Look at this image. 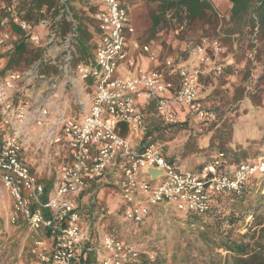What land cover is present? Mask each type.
<instances>
[{
  "label": "built area",
  "instance_id": "1",
  "mask_svg": "<svg viewBox=\"0 0 264 264\" xmlns=\"http://www.w3.org/2000/svg\"><path fill=\"white\" fill-rule=\"evenodd\" d=\"M96 3L93 57L75 64L80 23L70 0L41 7L37 22L25 18L28 0H0V187L13 199L9 221L23 220L33 234L30 252L35 264H79L81 257L93 251L95 262L90 264H144V255L155 260L156 254L112 234L102 235L101 245L95 244L94 237L80 226L77 204L66 197L84 194L93 183L104 181L114 166L120 172L114 185L123 201L122 214L135 223L144 222L153 206L160 204L207 214L213 208V194H241L251 177L264 173L263 160L242 161L230 171L223 154L199 172L182 169L165 156L158 143L142 144L152 120L174 126L180 122V110L189 119L205 124L215 121L216 113L203 102L200 91L203 76L223 73L219 62L223 47L218 37L205 38L185 59L168 56L158 67L144 69L138 57L128 52L129 35L134 31L128 6L123 0ZM63 23L68 24L67 32ZM14 26L19 32H14ZM22 38L42 48V57L23 71L1 74L4 60ZM135 47L139 48L138 43ZM59 49L62 55L57 58ZM140 51L151 61L159 58L149 44H143ZM122 65L129 67L127 76L117 75ZM49 68L59 70L67 82L77 79L93 87L87 114L79 118L60 109L52 114L50 102L61 81L45 75ZM29 88L34 93H25ZM41 90L47 91L45 96ZM141 99L147 102L144 107ZM77 102L84 104L79 96ZM29 127L45 128L43 137L64 144L69 152L57 168L55 191L46 200L41 199L46 191L41 175L23 155L31 143L25 132ZM145 168L160 174L152 176Z\"/></svg>",
  "mask_w": 264,
  "mask_h": 264
},
{
  "label": "rangeland",
  "instance_id": "2",
  "mask_svg": "<svg viewBox=\"0 0 264 264\" xmlns=\"http://www.w3.org/2000/svg\"><path fill=\"white\" fill-rule=\"evenodd\" d=\"M70 2L80 26L93 30L95 25L93 14L96 8L88 3L89 0H70ZM125 2L129 8L130 23L134 29L128 41L131 48L140 50L143 44H149L163 60L168 56L185 59L189 50L205 38L218 37L223 47V53L219 56V62L224 65L223 73L204 77L201 83L203 102L216 113L215 121L212 124H205L192 118L191 123L175 125L173 128L166 129L163 135L159 131H153L151 136H145L143 143L147 144L151 141L158 143L163 148L164 154L178 163L182 169L195 171L201 168L200 165L207 164L216 154V151L209 147L212 138L217 135L220 125L232 119L235 125L231 146L247 148L249 161L263 160L264 162V144L259 142L264 130V83L258 80L262 74V63L256 56V48L260 46L258 39L252 37L256 45L253 48L249 47L246 36L240 40L241 35L240 37L234 35L231 36V41H227L225 39L227 36L221 26L214 29L207 22H190L183 13L167 15V22L152 35L150 12L158 8L159 1L125 0ZM210 2L221 20L229 18L231 3L228 0H210ZM206 33L209 35L206 36ZM95 39L92 33L90 39L92 45L95 44ZM135 43H138L139 48L135 47ZM77 50L78 45L75 57H77ZM60 51L61 49L58 51L57 58L62 55V53L59 54ZM52 53L55 54V51L52 50ZM74 63L78 62L75 60ZM21 68L23 64L17 68V71ZM45 75H53L61 81L60 89L50 102L53 111L57 112L58 109L68 110L67 112L82 110L78 107L77 96L87 105L93 87H82L75 73H73L75 83L67 82L64 74L55 68L46 70ZM47 85L48 83H45L42 89H45ZM25 93L32 94L34 90L29 88ZM46 93L47 91L41 90L43 96ZM151 127L150 124L149 128ZM135 141L138 140L135 139ZM49 150L45 169L39 175H41L42 182L52 183L50 193L53 194L59 171L57 168L62 158L51 161L50 159L54 156L52 149ZM56 150L59 151L58 148ZM38 157L43 158L42 155ZM50 168H52V173H48ZM108 185L105 180L97 185L90 195L89 203L85 202L88 200V192L85 195L66 196L77 204L80 226L90 237H94L95 244L101 245L102 235L112 234L144 252L156 254L161 264H183L186 261L184 252L189 249L195 261H202L206 264H213V262L223 264L226 253L222 250L211 252L198 237L197 229L190 228L187 224L185 212L174 206L160 204L153 206L152 216L148 217L143 224H135L122 214L123 201L118 187ZM246 189L247 194L253 198L258 193L264 194V174L251 180ZM44 197L45 195L41 199ZM12 200L8 191L1 186L0 264H35L36 259L30 255L33 234L29 226L23 224L22 220L16 224L9 221ZM225 201L226 199H223V202ZM248 218L250 221H247ZM260 220H264V205L257 214L255 222L258 223ZM253 221L254 218L251 215L248 216L246 221L241 223L239 231L246 232L249 226L245 228V224ZM187 244H191V247L186 250ZM220 253L221 256H219ZM92 254L95 252L93 251Z\"/></svg>",
  "mask_w": 264,
  "mask_h": 264
},
{
  "label": "trees",
  "instance_id": "3",
  "mask_svg": "<svg viewBox=\"0 0 264 264\" xmlns=\"http://www.w3.org/2000/svg\"><path fill=\"white\" fill-rule=\"evenodd\" d=\"M158 1L159 9L157 8L150 12L152 20L150 31L152 35L158 31L161 25L167 22V15L170 13H183L190 22H207L214 29L221 26L227 36L225 38L227 41H231L230 38L234 35H239V37L241 35L240 40L246 36L249 41V47L253 48L256 45L252 37H256L260 44L256 48V56L262 63V74L258 80L260 83H264V0H228L231 3L230 15L228 19L223 18L222 20L210 0ZM28 2L30 6L27 8L25 18L28 21L34 20L37 22L39 20L37 10L43 6H53L55 0H28ZM63 25V31L67 32L68 24L64 23ZM13 30L14 32H19V28L16 26L13 27ZM80 33L81 37L78 42L75 60L86 63L93 57L96 39L95 44L92 45L90 43L92 34L85 26H80ZM207 35L209 34L206 33ZM43 51L42 48H37L33 43L22 38L20 42L16 43L14 51L4 60L1 74L5 75L9 70L17 71V68H20L21 64H23V68L18 69V71L27 69L35 60L42 57ZM187 122L180 121L176 125L187 124ZM150 124L152 127L149 128L147 136H151L153 131H159L163 135L166 129L175 126L163 124V122L157 119L152 120ZM234 125L235 121L228 119L218 127L217 135L212 138L209 146L216 151V154L213 155V158L208 163L212 162L220 154H223L226 164L232 166V168L242 161H249L247 148H233L231 146ZM259 142L264 144V130ZM168 159L171 160V158ZM205 165H200L199 167L201 168L198 170L201 171ZM198 170H195V172H199ZM255 178L257 177H251L247 181L245 189L241 194L234 192L213 194V208L207 214L200 215L183 211L185 212L184 216L189 227L197 229L198 237L207 245L211 252L222 250L226 253L223 264H264V220H260L258 223L255 222L257 214L263 209L264 194L258 193L253 198L247 194L248 191L246 189L249 182ZM45 187L44 200L48 198L52 190V183H45ZM223 199H226V201L223 202ZM152 213L153 211L145 218L144 222L148 217L152 216ZM250 215L254 218V221L245 224V228L249 226L246 232H240L241 223H244ZM144 222L133 223L143 224ZM23 224L26 223L23 221ZM190 247L191 244L187 246L186 250ZM184 254L186 261L183 264H206L202 261H195V257L191 255V249L187 252L185 251ZM30 255L31 257L33 256L32 254ZM219 256H221V253ZM93 262H95V256L91 252L79 259V264H90ZM143 263L161 264L157 256L155 260L150 261L147 255H144ZM213 264H216V262H213Z\"/></svg>",
  "mask_w": 264,
  "mask_h": 264
},
{
  "label": "crops",
  "instance_id": "4",
  "mask_svg": "<svg viewBox=\"0 0 264 264\" xmlns=\"http://www.w3.org/2000/svg\"><path fill=\"white\" fill-rule=\"evenodd\" d=\"M123 1L125 2V0H123ZM88 3L93 5L95 8H97L95 5V4H97L96 0H89ZM125 4H126V2H125ZM88 30L91 32V34L94 33V35H95V30H96L95 25L93 27V30H91V29H88ZM95 38H96V35H95ZM128 49H129L128 52L131 55L138 57V59L141 62L144 69H151L152 67H158L160 65V63L163 61L160 58H158L156 61H151L149 56L146 53H144L138 49L131 48V47H129V45H128ZM129 73H130L129 67L127 65H122L121 68L119 69V71L117 72V75L118 76H127ZM204 77L207 78L209 76H203L202 79H204ZM83 85H85V84H83ZM83 85H82V87H83ZM84 87H87V86L85 85ZM200 92H201L200 94L202 96V94H203L202 89ZM81 101L84 104H83V106L78 105V107L82 108V110H80V111L75 110L74 112L69 111L67 114H70L72 116L79 117V118H81L85 114H87V112L90 108V102H89L90 98H88L87 105L84 102V100H81ZM139 104L144 107V105H146L147 102H145V100L141 99V100H139ZM52 114L55 115V111L52 110ZM185 114L186 113L181 111V110L178 112L180 121L181 122L188 121L189 123H191L189 117H186ZM25 132L31 136V143L29 145L25 146V151H24L23 155H24L25 161L29 164L30 168L32 170H34L35 172L41 173L42 170L45 169L47 159H48L47 158L48 157V151L50 152L49 149H52V154L54 156V158L50 159L51 161H55V160H57V158H62V160H63L64 158L68 157L69 152L67 150V147L64 144H61V143L53 144L49 140H47V138L43 137V134L45 132V128H43V127L42 128H38V127L31 128V127H29V128H25ZM142 144H144V143H142ZM56 148H58L59 151H57ZM40 155H42L44 159L42 157H38ZM176 164L178 165V163H176ZM228 170L232 171V166H229ZM119 174H120V172H119V170L116 171L115 166L110 168V170L108 171V173L105 177V180H107L106 183L109 184L108 186L116 184L115 180L118 178ZM99 183H93L91 185V187L88 189V191H86V192H88V195H87L88 200H86L85 202L89 203L90 195L94 192V190H95L94 188L97 185H99ZM86 192L83 195H85Z\"/></svg>",
  "mask_w": 264,
  "mask_h": 264
},
{
  "label": "water",
  "instance_id": "5",
  "mask_svg": "<svg viewBox=\"0 0 264 264\" xmlns=\"http://www.w3.org/2000/svg\"><path fill=\"white\" fill-rule=\"evenodd\" d=\"M144 171L150 172L152 174V176H154L156 174H160V171L153 169V168H145Z\"/></svg>",
  "mask_w": 264,
  "mask_h": 264
}]
</instances>
